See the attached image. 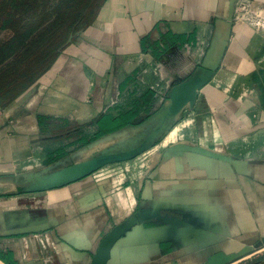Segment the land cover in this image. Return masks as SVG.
Masks as SVG:
<instances>
[{"label":"crops","instance_id":"crops-1","mask_svg":"<svg viewBox=\"0 0 264 264\" xmlns=\"http://www.w3.org/2000/svg\"><path fill=\"white\" fill-rule=\"evenodd\" d=\"M243 3L264 23V0H105L0 108V264H89L133 215L108 264H264V27L237 18ZM193 77L206 79L195 102L166 116L172 88ZM128 111L137 126L79 146L75 129L90 139L96 119ZM38 117L68 127L42 130Z\"/></svg>","mask_w":264,"mask_h":264},{"label":"trees","instance_id":"trees-1","mask_svg":"<svg viewBox=\"0 0 264 264\" xmlns=\"http://www.w3.org/2000/svg\"><path fill=\"white\" fill-rule=\"evenodd\" d=\"M105 0H0V107H6L30 88L67 47L69 35L89 27ZM148 118V116L146 117ZM137 112L117 117L104 115L93 124L97 132L88 139L83 127L75 129L83 147L105 135L139 123ZM42 130H66L62 119L38 117ZM61 148L59 152H62ZM58 152V151H57ZM64 153L58 157H62Z\"/></svg>","mask_w":264,"mask_h":264},{"label":"water","instance_id":"water-1","mask_svg":"<svg viewBox=\"0 0 264 264\" xmlns=\"http://www.w3.org/2000/svg\"><path fill=\"white\" fill-rule=\"evenodd\" d=\"M81 32L71 34L68 37L67 45H69L73 39L80 35ZM204 78H190L185 82H182L172 88L168 105L163 109L166 116L177 115L184 107L189 104H193L196 99L197 91L205 84ZM1 108V107H0ZM175 151H184L203 157L216 159L220 161H228V158L222 154L215 153L208 149L199 146H189L185 144H178L172 147ZM133 154H125L122 156H103L97 159L88 161L82 165L76 166L72 171H68L63 174L62 180L73 179L76 177L84 176L90 172H93L106 165L118 163L131 158ZM48 162L45 161L44 165ZM141 215H133L125 222L114 226L107 234H105L100 240L95 253L93 254L89 264H108L110 254L113 246L116 242L123 237L134 226L138 225L142 221Z\"/></svg>","mask_w":264,"mask_h":264},{"label":"built area","instance_id":"built-area-1","mask_svg":"<svg viewBox=\"0 0 264 264\" xmlns=\"http://www.w3.org/2000/svg\"><path fill=\"white\" fill-rule=\"evenodd\" d=\"M238 8H239L238 11L239 16L237 18H239L242 21H248V20L250 21L251 19H254L255 20L254 24L256 25V27L258 28L264 27V23L260 20L258 16H256L250 11L246 3H243L242 5L238 6Z\"/></svg>","mask_w":264,"mask_h":264}]
</instances>
